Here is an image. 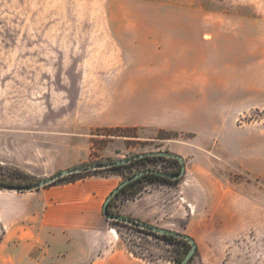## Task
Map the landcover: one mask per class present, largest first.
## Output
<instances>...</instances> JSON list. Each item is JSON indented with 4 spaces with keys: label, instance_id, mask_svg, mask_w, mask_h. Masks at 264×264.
Returning a JSON list of instances; mask_svg holds the SVG:
<instances>
[{
    "label": "rangeland",
    "instance_id": "374dc122",
    "mask_svg": "<svg viewBox=\"0 0 264 264\" xmlns=\"http://www.w3.org/2000/svg\"><path fill=\"white\" fill-rule=\"evenodd\" d=\"M151 28L231 32L251 38L254 69L264 61V0H0V181L173 153L184 177L145 178L109 211L189 236L197 251L188 264H264V109L219 117L211 132L117 124L129 111L133 39ZM114 127L122 133L105 132ZM178 168L153 159L117 174ZM104 221L115 250L143 264H177L189 250Z\"/></svg>",
    "mask_w": 264,
    "mask_h": 264
},
{
    "label": "crops",
    "instance_id": "0c3cea01",
    "mask_svg": "<svg viewBox=\"0 0 264 264\" xmlns=\"http://www.w3.org/2000/svg\"><path fill=\"white\" fill-rule=\"evenodd\" d=\"M145 30L133 39L139 48L124 90L129 111L118 126L211 132L219 117L264 109V61L254 69L251 38L204 28ZM122 182L117 174L93 175L36 192L1 190L0 264H143L115 250L102 219Z\"/></svg>",
    "mask_w": 264,
    "mask_h": 264
},
{
    "label": "water",
    "instance_id": "95a60500",
    "mask_svg": "<svg viewBox=\"0 0 264 264\" xmlns=\"http://www.w3.org/2000/svg\"><path fill=\"white\" fill-rule=\"evenodd\" d=\"M148 156L165 157L167 159L176 160L181 165V171H179L178 173H167V172L152 171L148 169V170H143L139 173H136L135 175L130 176L129 178L124 180L117 188H115L107 197L102 207L103 217L106 221L114 222L115 224L130 225L133 228H136L138 230L148 231L149 233H152V234H156L160 236L165 235V236H170L173 238L182 239V241H185L190 245V249L188 253L184 256L182 261H180L179 264H188L189 261L192 259L193 255L197 251L196 243L189 236L182 235V233H179V232L165 230V228H160V227H156L153 225H149V223L133 219L132 217L116 215V213H112L109 211V206H108V203L112 200L115 194H117L118 191L122 187L126 186L128 183L132 181L133 182L136 181L138 178H140L144 174H147V173L155 174L160 177H165L167 178V180H171V181H177L181 179L182 177H184L186 168H185L183 158L179 155H176L173 153H167V152H154V153L148 152V153H142V154L135 155V156L133 155L128 158L121 159V160L116 159V160L104 162V163L96 162V163H91L87 165L82 164V165H79L73 168H69V169L66 168L64 170L57 172L51 177H47L35 183H30L24 186L5 185V184L0 183V190L13 191L16 193L36 192L40 189L46 188L49 185L52 186L56 184L57 182H59L60 180L64 179L65 177H69L71 175L80 174V173L85 174V173L93 172L96 170L101 171V170L111 169L116 166L117 167L125 166V165L132 163L133 161L135 162V161H138Z\"/></svg>",
    "mask_w": 264,
    "mask_h": 264
},
{
    "label": "trees",
    "instance_id": "16d2710c",
    "mask_svg": "<svg viewBox=\"0 0 264 264\" xmlns=\"http://www.w3.org/2000/svg\"><path fill=\"white\" fill-rule=\"evenodd\" d=\"M123 131V128H118V127H114V128H110V129H106L105 132H118V134L122 133ZM153 159H167L165 157H145V158H142L138 161H133L132 163L128 164V165H125V166H120V167H113L111 169H106V170H96V171H93V172H89V173H80V174H75V175H71L69 177H65L64 179L60 180L62 182H67V183H73L77 180H79L80 178H85V177H88V176H93V175H100V176H104V174L106 175H110V174H117L118 171L120 170H124V169H129L133 166H136L137 164L143 162V161H146V160H153ZM167 160H170V161H173V162H178L176 160H173V159H167ZM110 161V160H109ZM107 161V162H109ZM100 163H104V162H100ZM105 175V176H106ZM118 175V174H117ZM133 175V174H132ZM131 175V176H132ZM121 176V175H119ZM122 177V176H121ZM145 178H150V179H159V180H163V181H166V183L168 182H171L170 180H167V178L165 177H160V176H157L155 174H150V173H147V174H144L143 176H141L140 178H138L136 181H132L130 183H128L126 186L122 187L117 194H115V196L112 198V200L108 203V206L110 208L111 206V202H113V200L115 198H118L121 194L125 193L126 191H129L132 189V187L136 186L137 184H139L143 179ZM59 181V182H60ZM57 182V183H59ZM1 184H5V185H17V186H24V185H28L30 183H34L33 179L30 178L28 175L26 174H23L19 171H15L12 175H10L9 177L3 179L2 181H0ZM55 185V184H54ZM50 186V185H49ZM47 186V187H49ZM51 187V186H50ZM114 223V222H113ZM144 231V230H142ZM144 232H148V231H144ZM149 233V232H148ZM150 235H153L154 237L156 238H159V239H163L165 240L166 242H177V243H182V245L188 247L190 249V245L185 242V241H182V239H178V238H173V237H170V236H165V235H156V234H152V233H149ZM189 251V250H188ZM188 253V252H187ZM186 255V254H185ZM184 258V257H183ZM182 258V259H183ZM193 258V257H192ZM182 259H178L177 260V264L180 263V261H182ZM190 262V261H189Z\"/></svg>",
    "mask_w": 264,
    "mask_h": 264
},
{
    "label": "bare ground",
    "instance_id": "6f19581e",
    "mask_svg": "<svg viewBox=\"0 0 264 264\" xmlns=\"http://www.w3.org/2000/svg\"><path fill=\"white\" fill-rule=\"evenodd\" d=\"M186 203H187V202H186ZM189 207H192V208H194V207H193V205H191V204H189ZM194 210H195V208H194ZM110 232H111V233H113V234H115L114 236L116 237V235H117V234L115 233V231H114V230H111Z\"/></svg>",
    "mask_w": 264,
    "mask_h": 264
},
{
    "label": "flooded vegetation",
    "instance_id": "af4514ba",
    "mask_svg": "<svg viewBox=\"0 0 264 264\" xmlns=\"http://www.w3.org/2000/svg\"><path fill=\"white\" fill-rule=\"evenodd\" d=\"M178 165H179V168H178V170H176V171H174L173 173H178L179 171H181V165L178 163ZM171 181V180H170Z\"/></svg>",
    "mask_w": 264,
    "mask_h": 264
}]
</instances>
